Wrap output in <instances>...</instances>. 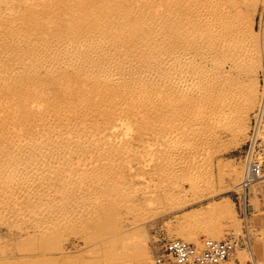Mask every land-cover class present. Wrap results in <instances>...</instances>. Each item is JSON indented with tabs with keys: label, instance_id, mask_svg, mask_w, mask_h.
Instances as JSON below:
<instances>
[{
	"label": "rangeland",
	"instance_id": "rangeland-1",
	"mask_svg": "<svg viewBox=\"0 0 264 264\" xmlns=\"http://www.w3.org/2000/svg\"><path fill=\"white\" fill-rule=\"evenodd\" d=\"M229 236L264 264V0H0V264Z\"/></svg>",
	"mask_w": 264,
	"mask_h": 264
},
{
	"label": "built area",
	"instance_id": "built-area-1",
	"mask_svg": "<svg viewBox=\"0 0 264 264\" xmlns=\"http://www.w3.org/2000/svg\"><path fill=\"white\" fill-rule=\"evenodd\" d=\"M260 176V166L250 163L242 184L246 185ZM239 247V239L231 236L222 240L202 239L198 244L177 239L170 240L163 245L162 252L155 256L154 262L155 264H224L234 257Z\"/></svg>",
	"mask_w": 264,
	"mask_h": 264
},
{
	"label": "bare ground",
	"instance_id": "bare-ground-1",
	"mask_svg": "<svg viewBox=\"0 0 264 264\" xmlns=\"http://www.w3.org/2000/svg\"><path fill=\"white\" fill-rule=\"evenodd\" d=\"M39 1V0H38ZM168 1V0H167ZM36 2V1H35ZM80 2V1H79ZM84 11V10H83ZM156 11V10H155ZM159 12V11H158ZM68 18V17H67ZM70 22V21H69ZM49 23V22H48ZM99 23V22H98ZM151 25H153V24H151ZM158 25V24H157ZM153 27V26H152ZM93 28V27H92ZM17 29V28H16ZM46 29V28H45ZM139 29V28H138ZM219 30V29H218ZM9 31V30H8ZM131 33V32H130ZM132 34V33H131ZM52 37V36H51ZM69 41V40H68ZM76 42V41H75ZM125 42V41H124ZM172 43V42H171ZM212 44V43H211ZM60 46V45H59ZM64 49V48H63ZM68 50V49H67ZM147 51V50H146ZM43 53V52H42ZM231 54V53H230ZM64 55V54H63ZM62 56V55H61ZM23 61V60H22ZM65 61V60H64ZM153 61V60H152ZM154 62V61H153ZM155 64V63H154ZM166 64V63H165ZM173 66V65H172ZM129 67V66H128ZM110 68V67H109ZM160 68V67H159ZM8 69V68H7ZM147 69V68H146ZM53 70V69H52ZM120 70V69H119ZM57 71V70H56ZM151 72V71H150ZM19 73V72H18ZM92 75V74H91ZM85 76V75H84ZM100 76V75H99ZM76 81V80H75ZM114 81V80H113ZM110 82V81H109ZM173 84V83H172ZM40 86V85H39ZM37 87V86H36ZM5 104V103H4ZM263 105V104H262ZM93 106V105H92ZM101 110V109H100ZM215 110V109H214ZM30 119V118H29ZM120 123V122H119ZM122 124V123H121ZM118 125V127L120 126V127H122V125ZM124 126V125H123ZM116 127V126H115ZM125 127V126H124ZM9 128V127H8ZM118 129V128H117ZM131 130V129H130ZM117 131V130H116ZM120 131H121V129H120ZM123 131V130H122ZM66 132V131H65ZM119 133V132H118ZM127 133V132H126ZM49 135H51L50 133H49ZM17 138V137H16ZM49 138V137H48ZM18 139V138H17ZM74 139V138H73ZM195 140V139H194ZM43 141V140H42ZM31 143V142H30ZM157 144V143H156ZM174 159V158H173ZM251 163V162H250ZM249 163V164H250ZM249 164H247V167H248V165ZM250 167V166H249ZM245 174H246V172H245ZM245 176V175H244ZM243 182H244V180H243ZM252 182V181H251ZM250 183H247L246 185H243L242 183H241V186H239V188H241V190H244V188L247 186V185H249ZM238 188V189H239ZM60 214V213H59ZM185 217H186V215H185ZM191 217V216H190ZM195 217L193 216V219H194ZM196 218H198V217H196ZM192 219V220H193ZM185 221V220H184ZM186 223H187V221H186ZM189 223V222H188ZM194 224V223H193ZM181 225H182V223H181ZM190 225H192V224H190ZM188 227V226H187ZM229 261V260H228ZM227 262H225L224 264H226Z\"/></svg>",
	"mask_w": 264,
	"mask_h": 264
},
{
	"label": "crops",
	"instance_id": "crops-1",
	"mask_svg": "<svg viewBox=\"0 0 264 264\" xmlns=\"http://www.w3.org/2000/svg\"><path fill=\"white\" fill-rule=\"evenodd\" d=\"M230 260V259H229Z\"/></svg>",
	"mask_w": 264,
	"mask_h": 264
}]
</instances>
